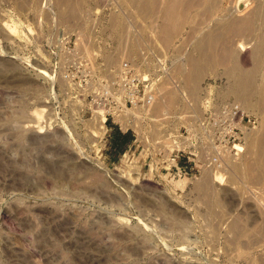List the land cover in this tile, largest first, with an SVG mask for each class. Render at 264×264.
<instances>
[{
  "label": "rangeland",
  "instance_id": "374dc122",
  "mask_svg": "<svg viewBox=\"0 0 264 264\" xmlns=\"http://www.w3.org/2000/svg\"><path fill=\"white\" fill-rule=\"evenodd\" d=\"M121 1L83 0L82 17L73 24L60 20L54 0H0V264H264V234L254 229L240 236L230 222L236 213L244 228L263 221L264 177L246 179L230 167L220 180L210 176L219 189L205 193L197 185L204 170L195 178L155 173L144 154L130 149L132 132H126L123 149L116 142L117 128L102 139L103 133L94 136L97 113L87 100L66 92L68 83L57 68L64 56L62 37L80 29L87 51L105 48L104 39L111 43L104 51L111 63L144 47L172 62L180 50L193 49L192 37L199 32L196 9L190 15L194 21L185 22L165 46L157 33L161 6L157 18V7L139 19L130 15L143 27L129 25V32L111 27L113 11L128 12ZM136 27L141 36L135 39ZM240 48L239 64L247 66L249 50ZM226 67L215 63L197 93L186 86L179 93L188 107L183 94L192 97L197 119L210 108L205 106L209 99L239 101ZM174 74L183 83L176 67ZM249 113L261 120L259 113ZM217 200L223 205H215Z\"/></svg>",
  "mask_w": 264,
  "mask_h": 264
},
{
  "label": "built area",
  "instance_id": "2783aa9c",
  "mask_svg": "<svg viewBox=\"0 0 264 264\" xmlns=\"http://www.w3.org/2000/svg\"><path fill=\"white\" fill-rule=\"evenodd\" d=\"M80 37L76 33L62 37L64 56L57 68L68 83V94L87 100L92 114L105 115L107 130L100 139L114 128L132 132L130 149L134 146L132 152L145 155L149 169L188 178L205 168H223L228 156L243 152L247 133L259 121L241 102L209 99L205 106L210 108L199 119L191 111L156 116L153 110L162 98L160 86L181 85L174 77L172 60L144 47L111 63L104 57L111 46L107 39L105 48L87 51ZM156 121L158 126L153 128Z\"/></svg>",
  "mask_w": 264,
  "mask_h": 264
},
{
  "label": "bare ground",
  "instance_id": "6f19581e",
  "mask_svg": "<svg viewBox=\"0 0 264 264\" xmlns=\"http://www.w3.org/2000/svg\"><path fill=\"white\" fill-rule=\"evenodd\" d=\"M55 1H57L58 4L60 5L59 6L60 7L59 16L61 17L60 20H63L64 22L67 21L68 23L74 22L77 24V22L75 21L78 18L82 17L80 13L81 12L80 8L82 6L81 4L83 0H54V2ZM122 1L124 4H126L127 8L130 9V10L128 9V12L131 11V13L129 14L127 11H126L127 13L124 12V10L126 9L121 10L123 7L121 6L122 4L121 5L119 4V6H121L122 8L113 11L111 18L109 17L112 25L111 27L120 30L122 32L125 31L129 32L130 26L132 27L137 25V27L140 28L139 25L142 26V22H139L136 19L137 18L139 19V16L141 17L143 15L142 13H145V15L147 16V13H149V11L151 12V10H155L154 8L156 7L158 10L160 8V7L158 8V6H161V9L163 10V12L161 11L162 22H160L161 24L159 25V29L157 30V33L159 35L160 40H163V42H165V44L163 43L165 46L166 44L168 46L171 40L174 39V37L181 31L183 24L187 21H191V18L192 20L196 18L195 15L197 14L196 27L198 28L199 32H197L195 37H192L195 38L192 39L193 43L191 42L193 45L192 46L193 49L191 48L192 50H190V47H187L186 49L183 48L184 50H180L173 60L174 66L177 68V70L179 69L183 74L182 76L183 83L181 82L180 86H175V85L169 86L166 83L160 86L162 98L161 101H159L154 106V110H153L154 115L159 116L163 114H176V112L174 113L173 108H176L177 110L178 108H181L178 112H181L182 114L189 113L190 111L192 113L193 112L192 110H195L197 107L196 103L189 94L186 95L183 94L184 101L189 104V107L181 104L179 93L183 91L184 86L189 88L191 94L197 93L198 84L201 78L213 72V65H215V63H221V64L223 63L224 65L225 64L227 65L226 74H228L231 77V79H233L231 85L232 86L231 92L232 91L234 92L237 99L248 111L250 112L255 111L259 113L261 116L259 125L256 128L250 130L246 135V137L249 138L246 149L244 146L245 150L243 149V152H241L238 156L235 155L228 156L227 158L228 162L223 168H217V169L205 168L204 169L205 173L203 174V176H201V178H199L200 180L197 184L198 187L203 191H205V193L216 191L217 189H219V187H217V184H213V182L209 179L210 176L212 175L214 179L220 180L221 176L224 174L222 170L228 171L230 167H233V169L240 171L244 176V178L246 179H252L253 181L262 180L264 177V0H122ZM59 7L57 8L58 11H56V13L57 12L59 13ZM193 9H196L195 11H197L194 14L191 12V10ZM158 12L159 10L157 11V13L154 14L156 15L158 14ZM132 13L136 14V16L138 17H136V19L132 17L129 20L130 15H133ZM192 14L194 18L190 16ZM154 17L157 18V15ZM78 21L80 20L78 19ZM58 22L57 25L60 26L59 25L60 23ZM66 25L68 24L66 23ZM137 27L135 28L136 30L134 31L135 33L134 38L136 37L137 34L141 36V33L139 32L140 29ZM58 28L59 27H57V30ZM145 28L146 27H144V29ZM130 29L132 30V28ZM56 32L57 31H55V33ZM122 32L118 34L121 36ZM151 32L153 37H155L154 31L152 30ZM78 35L79 36L83 35L81 29L78 31ZM123 35L121 38L124 37ZM127 35L129 34H126V38L129 37ZM120 36L118 38H120ZM80 38L82 40V43L87 44L85 42V39L82 38V36ZM129 39L132 40L131 38ZM137 39H141V38H137ZM135 42L137 41L135 40ZM128 43H130V41H128L127 39L126 47L129 46ZM123 44L125 45V41H123ZM123 44L121 45L123 46ZM132 44L135 43L133 42ZM156 46H158V44ZM161 47L163 48V46ZM240 47H245V48L247 47L249 50L248 54H250L251 60L249 64L247 63L248 64L247 66H241L239 64L238 55L241 49ZM122 48L124 50V46ZM127 48L125 49L128 51L129 48L128 49ZM119 49L118 51H120ZM126 50L124 51L127 52ZM141 50L142 49H139V51L136 54L140 53ZM129 51L131 52V50ZM159 52L161 53V51ZM111 54L109 56H111ZM117 55H119V52ZM106 57L108 56L106 55ZM112 62H114L113 58H112ZM59 95L60 93L55 90L54 93L55 99L58 98ZM104 119H105V115L101 113L97 114V119H96L97 126L92 130L94 136L95 135L98 136V134L100 133L105 134L107 130V124L105 123ZM156 123L157 121L154 122L151 126L153 128H156L157 127ZM145 127H147V125ZM210 170H215V172H211ZM262 198H264V196ZM216 204H222V201L217 200L215 201V205ZM256 204L258 206L257 209L260 208L262 212L261 209L263 208L262 204L260 205V203L258 202H256ZM263 213L262 216H264ZM234 215L236 216L233 217L231 216L232 219L230 222L232 229L235 230L238 235L246 236L247 234L252 233L254 229H257L264 234V217L261 216L263 218V221L261 220L262 222L254 224L252 226L248 225L244 228L241 224L242 217L239 216L240 214L237 215L236 213Z\"/></svg>",
  "mask_w": 264,
  "mask_h": 264
},
{
  "label": "trees",
  "instance_id": "16d2710c",
  "mask_svg": "<svg viewBox=\"0 0 264 264\" xmlns=\"http://www.w3.org/2000/svg\"><path fill=\"white\" fill-rule=\"evenodd\" d=\"M116 138L118 145L121 149L125 147V145L129 142V135L127 133H122L120 131L116 132Z\"/></svg>",
  "mask_w": 264,
  "mask_h": 264
}]
</instances>
